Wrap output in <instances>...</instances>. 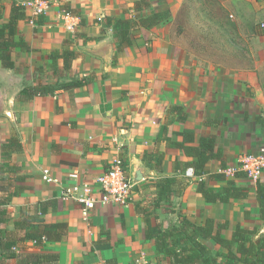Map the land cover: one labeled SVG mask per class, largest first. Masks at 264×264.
I'll list each match as a JSON object with an SVG mask.
<instances>
[{
  "label": "crops",
  "instance_id": "obj_1",
  "mask_svg": "<svg viewBox=\"0 0 264 264\" xmlns=\"http://www.w3.org/2000/svg\"><path fill=\"white\" fill-rule=\"evenodd\" d=\"M35 1L0 0L1 27L15 4L26 7L29 20L19 22L16 38L31 48L15 50V69L0 63V200L14 195L0 230L24 237L27 231L17 227L23 214L45 203V220L67 225L65 238L25 246L31 253L59 254V264H134L142 253L159 258L155 240L147 239V220L153 230H169L162 227L164 214L179 217L173 227L183 219L227 223L226 239L238 225L256 229L255 240L264 235L258 199L264 172L257 183L225 175L248 188V198L211 204L197 182L222 191L227 181L185 176L200 153L222 156L204 167L215 174L223 162L230 168L243 154L264 150V0H197L204 3L200 9L189 8L187 0H146L144 14L167 10L171 16L151 30L135 31L133 46L122 52L106 20L133 19L140 0H47L49 7L37 18L30 8ZM219 11L229 25L228 39L189 32L187 38L189 18L204 15L209 25ZM102 49L106 55H96ZM67 50L77 54L69 70L62 59H51L53 52ZM83 78L92 80L54 96L18 98L26 87ZM12 138L22 151L4 154ZM118 157L135 185L129 205H100L85 222L82 206L63 196L75 186L92 185ZM45 170L53 182L43 179ZM200 241L211 255L225 252L211 239Z\"/></svg>",
  "mask_w": 264,
  "mask_h": 264
},
{
  "label": "trees",
  "instance_id": "obj_2",
  "mask_svg": "<svg viewBox=\"0 0 264 264\" xmlns=\"http://www.w3.org/2000/svg\"><path fill=\"white\" fill-rule=\"evenodd\" d=\"M150 8L146 0L138 1L135 5V17L133 19H121L108 17L107 25L113 30L117 41V52H122L134 44V32L143 28L151 30L170 18L167 10L156 11L144 14ZM72 13L71 10L67 12ZM3 7L0 6V21L2 19ZM29 20L26 16L24 5H14L11 10V17L7 24L0 25V63L5 69H15L14 52L17 48L30 51L31 48L19 34V22ZM77 54L72 51L53 52L51 59L55 62L58 59L64 61V69L71 68L72 61ZM116 58V56H115ZM114 58V59H115ZM91 78H83L66 84L46 86L26 87L19 94V100H32L35 97L54 96L62 89L80 88L87 85ZM208 147V146H207ZM206 147V149H207ZM210 147V146H209ZM205 149V147H204ZM4 154L20 153L21 144L15 138L8 141L2 149ZM217 154H199V162L192 167L195 177H206L208 181H227L224 171L227 169L226 163L219 173L208 174L204 167L211 159H220ZM245 176L237 173L235 177ZM246 177V176H245ZM198 192L205 198L208 204L226 203L231 199L248 198V188L235 186L234 180L227 181V187L222 191H215L208 187L205 180L198 181ZM27 187H21V192ZM17 195V194H16ZM14 195L10 194L0 200V224L7 222V206L11 203ZM258 199L260 203V213L264 220V193L259 186ZM32 209L27 210L28 216H24L23 221L17 227L26 230L22 238H18L17 232L0 230V264H9V261L16 260V264H59L60 256L57 253H31L26 248V243L32 242L35 247H42L46 241H62L66 235L67 225L63 223H48L44 216L48 212L45 203H37ZM140 213V211H139ZM141 213L142 210H141ZM140 213V214H141ZM229 228L227 223L217 224L215 220L208 218L204 225H195L187 219L181 220L179 226L163 231L160 226L157 231L152 229L150 221L147 220V239L155 240L157 255H161L160 260L170 264H264V235L255 240L258 235L256 229H248L237 226L231 239L223 236V231ZM213 240L218 247L225 249L224 253L211 255L210 250L200 240ZM21 245V246H20ZM25 246V247H24ZM21 247V248H20ZM20 248V250H19ZM159 253V254H158Z\"/></svg>",
  "mask_w": 264,
  "mask_h": 264
},
{
  "label": "built area",
  "instance_id": "obj_3",
  "mask_svg": "<svg viewBox=\"0 0 264 264\" xmlns=\"http://www.w3.org/2000/svg\"><path fill=\"white\" fill-rule=\"evenodd\" d=\"M49 7L47 0H36L30 8L33 16L39 17L45 13ZM34 24V20H31ZM68 30H74V25L70 24ZM264 172V150L246 153L239 157L237 163L224 172L225 175H236L242 173L253 182H258ZM187 178L195 177L193 168L187 169ZM43 179L46 182H53L49 170H45ZM134 182L128 175L125 162L121 158H116L109 169L95 179L92 185L75 186L72 191L67 192L63 197L71 198L82 206V216L85 222L90 220L91 211L98 206H119L126 207L132 199ZM134 264H170L166 261L156 260L146 253H142Z\"/></svg>",
  "mask_w": 264,
  "mask_h": 264
},
{
  "label": "rangeland",
  "instance_id": "obj_4",
  "mask_svg": "<svg viewBox=\"0 0 264 264\" xmlns=\"http://www.w3.org/2000/svg\"><path fill=\"white\" fill-rule=\"evenodd\" d=\"M187 2H188L189 8H196L198 6H199L198 9L205 8V6L202 5L204 3H202V2L200 3L197 0H193V1L187 0ZM222 15H223V13L221 11H219V13H218L219 18H214V20L212 19V22H210L209 25H207L208 23H205V20H204L205 16L204 15H202V16L197 15V17L192 16L191 18H189V21L187 22V25L185 26V30L187 32V34H186L187 38L190 36L189 34H194L196 36L198 34H200V36H202V38H203V36H206V34H207V37L212 36L211 38H213L214 40H219V39H223V38L228 39L226 37H230V34L228 32L229 25H227L228 23L226 22V19ZM208 19H210V18H208ZM256 19H258V18H256ZM181 20L183 21L185 19H181ZM229 20L232 21L233 19H231L229 17ZM245 20H246V18H245ZM199 27H201V29ZM197 29H198V31H197ZM206 29H207V31L210 30V32L205 31ZM200 30H201V33H200ZM188 32H189V34H188ZM234 39L235 40L237 39V34L231 40H234ZM249 181L253 182L252 180H249ZM259 181L260 180H258V182ZM255 183H257V182H255ZM164 215H165L164 218L163 219L161 218L162 227H164V228L167 227L169 229V228L173 227L174 224H177V225L179 224L180 220H179L178 216L175 217V216H172L170 214H164ZM159 256H160L159 258L156 257L155 259L160 260L161 258H163V257H161V255H159Z\"/></svg>",
  "mask_w": 264,
  "mask_h": 264
},
{
  "label": "water",
  "instance_id": "obj_5",
  "mask_svg": "<svg viewBox=\"0 0 264 264\" xmlns=\"http://www.w3.org/2000/svg\"><path fill=\"white\" fill-rule=\"evenodd\" d=\"M101 51H102V52H99V53L96 54V55L101 56V57L105 56L106 53H107V49H102Z\"/></svg>",
  "mask_w": 264,
  "mask_h": 264
}]
</instances>
